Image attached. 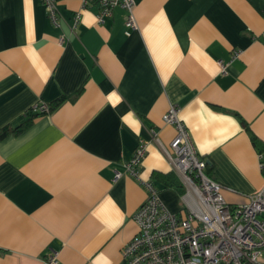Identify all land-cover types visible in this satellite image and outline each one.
<instances>
[{
    "label": "crops",
    "instance_id": "0c3cea01",
    "mask_svg": "<svg viewBox=\"0 0 264 264\" xmlns=\"http://www.w3.org/2000/svg\"><path fill=\"white\" fill-rule=\"evenodd\" d=\"M57 6L58 26L41 0H0V264H123L142 180L183 214L151 140L176 135L172 105L228 202L264 185V0H136L134 27L122 6L103 23L97 4ZM144 140L137 178L124 162Z\"/></svg>",
    "mask_w": 264,
    "mask_h": 264
},
{
    "label": "built area",
    "instance_id": "2783aa9c",
    "mask_svg": "<svg viewBox=\"0 0 264 264\" xmlns=\"http://www.w3.org/2000/svg\"><path fill=\"white\" fill-rule=\"evenodd\" d=\"M41 1L58 26L57 0ZM81 1L82 8L98 5L99 23L112 16L114 7L122 6L129 11L127 26L136 25L133 14L136 0ZM80 18L78 12L75 22ZM222 69L225 71L226 65ZM32 110L48 113L51 107L40 101ZM163 122L177 129L169 146L159 140L154 128L151 140L159 144L184 185L183 214L165 205L152 180H142L148 195L134 215L138 231L123 248V264H264V185L250 194L246 202L231 204L224 196L223 185L208 174V160L196 149L176 106L172 105L163 115ZM148 145L149 140L141 141L132 157L124 162L127 173L140 177L139 166L147 155ZM261 168L264 171V161ZM122 175V171L116 170L114 178ZM58 262L56 254L48 260V264Z\"/></svg>",
    "mask_w": 264,
    "mask_h": 264
},
{
    "label": "trees",
    "instance_id": "16d2710c",
    "mask_svg": "<svg viewBox=\"0 0 264 264\" xmlns=\"http://www.w3.org/2000/svg\"><path fill=\"white\" fill-rule=\"evenodd\" d=\"M51 109H53V107H51ZM37 114H40V113L39 112H35L32 109L29 110L27 112V115H29V117H30L28 121H30L32 119V117L34 115H37ZM253 140L255 141V143L258 142L256 137H253ZM158 176L160 178H163L166 186H173V187H175L179 191V193L181 195L184 193V185H183V183L181 181H179V179L177 178V176L173 172H170V173H168L166 175H164V174H162V175L161 174H158Z\"/></svg>",
    "mask_w": 264,
    "mask_h": 264
},
{
    "label": "rangeland",
    "instance_id": "374dc122",
    "mask_svg": "<svg viewBox=\"0 0 264 264\" xmlns=\"http://www.w3.org/2000/svg\"><path fill=\"white\" fill-rule=\"evenodd\" d=\"M162 198V197H161Z\"/></svg>",
    "mask_w": 264,
    "mask_h": 264
}]
</instances>
